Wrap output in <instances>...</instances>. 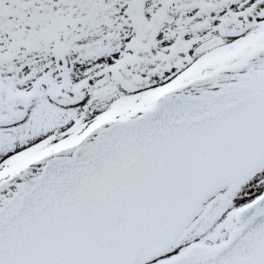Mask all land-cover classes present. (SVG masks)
Segmentation results:
<instances>
[{
  "label": "snow or ice",
  "instance_id": "obj_1",
  "mask_svg": "<svg viewBox=\"0 0 264 264\" xmlns=\"http://www.w3.org/2000/svg\"><path fill=\"white\" fill-rule=\"evenodd\" d=\"M0 264H264V0H0Z\"/></svg>",
  "mask_w": 264,
  "mask_h": 264
}]
</instances>
